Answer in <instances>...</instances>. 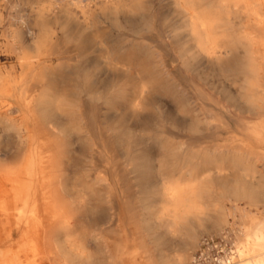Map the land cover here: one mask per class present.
I'll return each instance as SVG.
<instances>
[{
	"label": "bare ground",
	"instance_id": "obj_1",
	"mask_svg": "<svg viewBox=\"0 0 264 264\" xmlns=\"http://www.w3.org/2000/svg\"><path fill=\"white\" fill-rule=\"evenodd\" d=\"M173 1L183 18L192 55L239 75V97L248 106L221 104L228 113L224 118L205 104L218 103L217 97L195 84L192 98L215 119L207 134L188 136L191 145L184 150L164 146L157 137L152 150L130 140L123 143L120 133L108 127L107 118L91 102L75 99L74 90H91L88 75L71 69L55 75V81L49 76L54 60L66 56L43 25L44 16L67 11L66 6L57 1L32 6L33 18L24 13L19 22L32 38L33 50L26 49L24 38H7L4 47L14 61L0 69V122L17 135L8 150L0 147V215L5 216L0 220V241L10 242L0 255L19 254L26 237L21 227L29 225L25 224L32 211L34 217L47 215L41 247L50 264H108V233L120 231L108 227V217L110 209L118 207L117 193L125 192L136 228L141 225L156 243L169 238L179 243L168 252L160 250V264H230L237 241L230 233H222L228 214L233 224L244 227L248 250L264 248V208L251 210L264 205V187L253 181L255 171L245 164L249 147L264 146V55L257 50L264 46V4L262 0ZM240 15L245 19L236 28L233 18ZM238 47L242 49L239 56ZM224 54L231 56L222 60ZM58 81H69L72 90H57ZM146 87L141 80L135 100L138 110ZM238 111H253L257 116L239 117ZM147 117L142 118L144 123ZM199 122L192 118L190 129L197 130ZM222 128L233 131L224 145L231 151L223 153L216 140ZM241 148H246V155L237 152ZM259 156L264 159V154ZM110 176L113 181L108 184ZM224 199L230 202L229 212ZM15 228L20 234L16 245L10 237ZM203 232L219 234L230 246L222 247L223 254L198 263L189 250ZM235 234L240 237V231ZM121 243L118 240L116 245L118 255L124 251ZM242 264H264V251Z\"/></svg>",
	"mask_w": 264,
	"mask_h": 264
},
{
	"label": "rangeland",
	"instance_id": "obj_2",
	"mask_svg": "<svg viewBox=\"0 0 264 264\" xmlns=\"http://www.w3.org/2000/svg\"><path fill=\"white\" fill-rule=\"evenodd\" d=\"M48 1L63 3L67 9L44 16L43 25L50 34L52 32L53 40L66 56L54 60L49 76L53 78L71 69L88 75L93 82L91 90H74L75 99L81 103L91 102L98 113L107 118L108 127L120 133L123 143L130 140L142 149L152 150L157 144L153 139L157 137L164 146L184 150L191 145L188 136L200 138L207 134V127H212L215 119L208 111H202L192 98L190 90L195 84L217 97L218 103L206 101L205 104L224 118H228V113L221 104L242 109L248 106L239 97L242 84L239 75L219 70L209 60L192 55L193 50L182 28L183 18H180L173 0H78L77 4L73 0H0V69L9 68L14 61L13 54L4 47L7 38H24L26 49L33 50L32 38L19 22L20 15L25 13L33 18L29 8ZM262 2L264 4V0ZM244 19L243 15L234 17V27L243 24ZM257 50L264 55V46L260 45ZM235 52L239 56L242 49L238 47ZM230 56L224 54L221 59ZM141 80L146 82L147 87L143 106L138 110L135 100ZM57 83L59 91L68 93L72 90L69 81ZM146 116L148 122L144 123L142 118ZM237 116L254 118L257 115L253 111H238ZM192 118L201 121L197 130L190 129ZM232 132L222 128L216 136L217 142L222 145L220 152L231 151L229 146L224 145L230 140ZM16 140V133L0 122V147L8 150ZM245 149H237V152L246 155ZM10 151L12 153L14 149ZM248 154L245 164L255 171L253 181L264 187V159L259 156L264 154V146L254 144L249 147ZM112 181L110 176L108 184ZM118 182L124 186L123 180L118 179ZM112 198L108 193V199ZM116 198L118 207L110 209L108 227L110 225L120 231L108 233V264H160V250L168 252L179 243L173 238L154 242L141 225L136 228L126 208L129 193H117ZM223 204L228 211L230 202L224 199ZM261 207L264 208L263 203L251 207V210L258 212ZM46 216L37 214L34 217L31 211L25 225L31 227L33 223L38 232L43 231ZM4 217L0 215V220L4 221ZM92 220L89 217L87 223L91 224ZM21 228L26 230L27 226ZM235 231H240V237L237 238ZM223 232L230 233L237 241V249L234 248V251L237 250L236 257L230 264H242L250 256L264 251V248L256 251L247 249L245 229L233 224L230 214ZM207 237L216 242L223 240L219 234L203 232L197 245ZM118 240L122 241L124 250L121 255L115 250ZM197 245L190 248V257L198 251ZM223 246L229 247L230 244L223 241ZM87 247L90 249L91 245L87 243ZM220 252L223 254V250ZM13 258L17 261L29 260V257L19 254H13Z\"/></svg>",
	"mask_w": 264,
	"mask_h": 264
},
{
	"label": "crops",
	"instance_id": "obj_3",
	"mask_svg": "<svg viewBox=\"0 0 264 264\" xmlns=\"http://www.w3.org/2000/svg\"><path fill=\"white\" fill-rule=\"evenodd\" d=\"M43 226V224H42ZM0 232H1V227H0ZM15 234V235H14ZM43 231L40 233L38 232V229L35 228L33 223L31 224V227L27 226L26 229V237L25 243L22 244V247L18 248L19 249V255L27 256L29 257V260H22V261H17L13 258L12 253H4L0 255V264H50V262L43 257L42 250L43 248L41 247V243L44 240L43 237ZM11 239L15 242V245L17 244L16 241L20 238V234L17 230H13L11 232ZM10 246V242H2L0 241V250L5 247L6 245ZM17 249V248H16Z\"/></svg>",
	"mask_w": 264,
	"mask_h": 264
},
{
	"label": "built area",
	"instance_id": "obj_4",
	"mask_svg": "<svg viewBox=\"0 0 264 264\" xmlns=\"http://www.w3.org/2000/svg\"><path fill=\"white\" fill-rule=\"evenodd\" d=\"M223 241L216 242L215 239L209 237L203 239L201 247L195 254L197 262H204V260H207L206 257H217L218 252L221 253L220 251H222Z\"/></svg>",
	"mask_w": 264,
	"mask_h": 264
}]
</instances>
